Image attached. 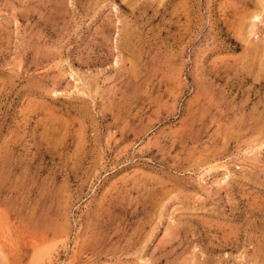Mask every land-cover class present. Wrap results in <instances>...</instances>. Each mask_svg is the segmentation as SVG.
<instances>
[{"label":"rangeland","instance_id":"obj_1","mask_svg":"<svg viewBox=\"0 0 264 264\" xmlns=\"http://www.w3.org/2000/svg\"><path fill=\"white\" fill-rule=\"evenodd\" d=\"M0 264H264V0H0Z\"/></svg>","mask_w":264,"mask_h":264}]
</instances>
